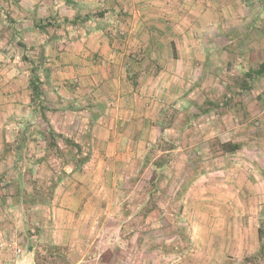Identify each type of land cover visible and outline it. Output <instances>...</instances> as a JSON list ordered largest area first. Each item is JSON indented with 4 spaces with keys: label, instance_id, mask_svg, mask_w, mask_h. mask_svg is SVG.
I'll return each mask as SVG.
<instances>
[{
    "label": "crops",
    "instance_id": "crops-1",
    "mask_svg": "<svg viewBox=\"0 0 264 264\" xmlns=\"http://www.w3.org/2000/svg\"><path fill=\"white\" fill-rule=\"evenodd\" d=\"M233 22L234 55L249 65L264 59V36L243 31L245 25L254 34L264 24V0H0V264H35L42 256L60 264H254L248 258L259 249L264 213V78L226 96L204 86L209 77L226 88L221 68L210 65L222 51L214 42L233 41ZM23 55L41 60L43 112L32 106L31 64ZM258 87L251 103L236 101ZM43 117L88 155L81 169L61 161L60 139L59 153L46 149L37 133L46 127ZM77 119L86 126L78 129ZM185 119L199 128L215 119L229 126H214L209 136L185 129ZM238 127L254 139V151L234 141ZM213 138L240 143L241 151L212 158ZM160 140L174 149H159L152 160L171 154L156 206L129 212V188L150 178L152 163L143 169L144 159ZM245 151L253 156L241 159ZM50 154L58 169L47 165ZM183 158L187 171L165 194L162 185L173 182V164ZM195 159L214 165L187 187ZM144 171L150 175L142 180ZM164 211L177 222L165 242L142 221L128 223Z\"/></svg>",
    "mask_w": 264,
    "mask_h": 264
},
{
    "label": "rangeland",
    "instance_id": "rangeland-1",
    "mask_svg": "<svg viewBox=\"0 0 264 264\" xmlns=\"http://www.w3.org/2000/svg\"><path fill=\"white\" fill-rule=\"evenodd\" d=\"M230 26L231 27H230L229 30H230V32L232 34L233 41L230 44H228V41L227 40L225 41L224 39L223 40H219L218 42L217 41L214 42L215 47H213V48H217L218 45H220L219 48H222V51L221 52L214 51L215 52V55H214L215 58H214V60L212 61L211 65H210V68H221L220 70H222V72H220V74H221V77H222L221 80L225 83L224 86H226V85H230L231 86V84H232L231 78H233V76H235V69L234 68H240V65L241 66L244 65L245 67L251 66L253 68H257V65L263 59L260 55H258L257 57L253 58V63L251 65H248L249 64L248 63L249 59H246L247 61L245 62V58L244 57H238L237 55H234V22ZM240 27L242 28V25H240ZM263 27H264V24L257 25L256 28L254 29L255 33L251 34L250 32L247 31L248 29H246V27L244 25L243 26V29H244L243 31H244V34L248 33L254 39H257V36H260L259 38L261 39L262 36H264ZM224 70H226V71H224ZM204 86H205V88H208L210 90L215 88L214 89L215 91L211 92V95H213V96H219V95H222V94L224 96H226V94H229V95L234 94V90L233 89L227 91V90H225L223 88L215 87L216 86L215 81L212 78H209V77L205 80ZM261 89H262V87H258V90L255 89L253 93L250 92L249 96L245 95V97H243V98H241V96L239 95L238 98H236V101L243 99L244 102H250L251 103V101L255 98L254 97L255 93L257 91H260ZM197 92H195V94H197ZM200 99H201V97L198 96L195 100H196V102H199ZM42 100L45 103L44 106H46L45 98H43ZM64 106H67V105H64ZM67 109L72 110L71 107H68ZM67 109H65L66 110V114L68 113L70 115H74L71 111H68ZM240 110L242 112L245 111L248 114L246 106L243 107V109L240 108ZM72 111H74V110H72ZM66 114H63V116L66 115ZM76 116H78V115H76ZM244 116L245 115H243L242 119H246V117H244ZM77 120H78V124H79L78 129H80V126H82V125H83V127L86 126L87 123H85V122L82 123L80 121V119H77ZM66 121L70 122L71 120L68 121V119H66ZM197 123H198V121H196V127H194L192 125V123H191L192 132L203 133V134H206V135H209V136L213 135L212 134V129H213L214 126H217L219 128L221 127L218 124V121L216 119L214 121L212 120V121L207 122L208 124L205 123V125L200 127V128L197 126ZM66 124L68 126V125H71L72 123L71 124L70 123H66ZM175 125L179 126V123L177 121H175ZM252 125H253V123H250L248 125V127H251ZM225 126L228 128L229 125L228 124L227 125L223 124V127H221V128L225 130ZM62 127H63V125H62ZM244 130H245L244 127H242V128L238 127L237 131L234 130V141L235 142L239 141V142L242 143V145H244V148L249 149L251 151H254L253 148H251L252 146L250 144L248 145V141L250 143L254 139L253 138H251V139L247 138V136L245 134L246 131H244ZM250 134H252V133H250ZM78 140L80 141V138H78ZM82 141H84V140H82ZM84 144H85V142H82L83 146H84ZM248 146H250V147H248ZM35 154H37V153H35ZM71 155H72V153H70L69 149L64 147V144L62 142V156L60 158L61 161H63V162L69 161L70 162L71 161V157H70ZM250 155L253 156L252 153ZM250 155L245 151L244 156L243 157L240 156V158L241 159L242 158L246 159L247 157H250ZM81 156L84 157V155H81ZM193 158H197V157H193ZM184 160H185V158H183L181 160L179 159L177 162H174L173 170H172V174H171L173 176V182L170 183V184H169V182L168 183L165 182L162 185V189L164 190L165 194H167V192L172 191L173 187H175L174 182L178 183L179 179L183 176V174L186 173V171H187L186 170V163H185ZM195 160H196L197 169H195V170L192 169L195 166V163H194L195 161L192 162L193 166L191 167V170L189 171V173H188V175L186 177V185H187V187L192 183V181L196 177H198V175L200 173H204V171H209L210 169H212L211 168L212 164L214 165V163H212V162L208 163L207 159H205L203 161L201 159H195ZM48 162H49V164H47V165H49V167L54 166L55 168L58 169L59 166H60L59 160L54 161V157L52 156V154L49 155ZM199 162H204V164L202 166H200V165H198ZM51 170L53 171V169H51ZM25 171H27V170H24V171L21 172V176H23ZM46 171H47L46 172V174H47L46 176L50 175V171H48V170H46ZM35 174H32V175H35ZM28 175L29 174H25L24 175L25 178H27ZM32 175L30 174V178H34L36 176V175L35 176H32ZM149 175H150V171H146V172L144 171V175L142 177V180H145L144 178L145 177H149ZM41 176H42L41 174L39 175V178H38V176H36L35 180L45 181V179H42L43 176L42 177ZM141 187L142 186H141V183H140V185L137 186V189H135L134 185H132L129 188V192L132 191L133 194L128 200H126L124 202V205H125L124 209L125 210L127 209L129 212L135 213L136 210L138 208H140V205L145 203L146 198H145V196H143V193H142L143 192V188H141ZM137 193L139 195L136 197ZM135 200H137V201H135ZM167 202H168L167 199L160 200L161 206L164 208V210L168 209V207H169L167 205ZM177 205H178V203H177ZM156 215H157V213H156ZM134 219H137L138 222L142 221L143 224H146V226L149 227L148 232H151L150 228H152V230H154V231L155 230L158 231V235L160 236L159 237V242H165L166 239H169V237L171 236V234L173 232L172 227L176 226V223H177L176 222V218L173 217V216L167 215V213L165 211L163 212V214H160V216L152 217V218L151 217H147L146 218V216H144L143 218L142 217L134 218V216H130V218L128 220V223L131 224V222H133ZM145 220H146V223H145ZM259 220H260L259 223L261 225V222H263L262 220H264V213H263L262 219H259ZM187 225L188 224H186L185 227H188ZM128 228H130L129 225H128ZM151 237H152V235H151ZM151 237L148 236V239L151 238ZM260 262H262V261H260ZM261 264H263V262Z\"/></svg>",
    "mask_w": 264,
    "mask_h": 264
},
{
    "label": "trees",
    "instance_id": "trees-1",
    "mask_svg": "<svg viewBox=\"0 0 264 264\" xmlns=\"http://www.w3.org/2000/svg\"><path fill=\"white\" fill-rule=\"evenodd\" d=\"M21 48H24L23 45H20ZM239 57H244L242 54H238ZM22 61L29 62L31 64V68H29V86L31 90V103L34 107V111H41L43 112V98L44 93L41 90V81L39 79V70L38 68L39 63L41 60H38L37 64H35L34 61H30L25 55L22 56ZM249 65V64H248ZM248 68V69H245ZM239 72L231 78V86L226 85L225 90H234V94H240L242 92H249L253 89V83L258 78H264V59L257 65V68H253L251 66L245 67L244 65H240ZM239 90V92H236V90ZM227 101V100H226ZM226 106H229V102H224ZM213 106V105H212ZM208 109V108H206ZM201 113H205V110H199ZM43 121L45 122V129L43 131L37 132L38 135L41 136V138L46 143V149L54 151L56 150L57 153H59V147L57 145V140L60 139L64 146L69 149L70 153H72L71 161L75 162V170L81 169V166L84 165V163L88 159V155L82 157L81 156V146L74 142L72 139L66 138L61 134H56L51 126L48 124V122L43 117ZM163 123V122H162ZM183 124L185 126V129H191V122L188 119H185L183 121ZM160 127H162V124H159ZM167 127H169L167 125ZM165 128V127H164ZM163 129V128H162ZM192 130V129H191ZM207 146L209 149V153L211 154V157H220L224 155L229 154H235L239 151H241L242 145L240 143H232V142H221L217 138L210 139L207 141ZM159 149H162V151H171L174 149V146L171 142H163L160 140L159 142H156L154 145L149 146L147 155L144 159V167L143 169L149 164L152 163L153 170L151 172L150 178L147 180L145 185L143 186V196H145L146 200L145 203H143L142 210L147 209L150 210L151 207L156 206L157 202V194L159 191V181L162 177L165 176V173L167 172V169L169 167V162L171 161V154L170 152L163 153L159 157H157L154 161V157L156 156V153ZM210 157V158H211ZM192 169H197V165L194 166ZM262 173V176L264 177V170H260ZM195 172V171H194ZM65 173L63 172L62 175ZM60 179H56L55 183H58ZM55 185V184H54ZM186 187V186H185ZM54 189L53 185H50V187L46 190L47 197L50 194L49 192ZM19 192V191H18ZM34 195L29 196L31 199ZM34 200H31L29 203H34ZM28 203V202H27ZM258 238H259V249L257 253L251 257H249V261L254 264H261L263 262L264 264V228L259 227L258 229ZM43 257V256H42ZM36 257L35 258V264H60L58 263V259L55 260H49L47 257ZM258 260L262 262H257Z\"/></svg>",
    "mask_w": 264,
    "mask_h": 264
},
{
    "label": "built area",
    "instance_id": "built-area-1",
    "mask_svg": "<svg viewBox=\"0 0 264 264\" xmlns=\"http://www.w3.org/2000/svg\"><path fill=\"white\" fill-rule=\"evenodd\" d=\"M7 247H8V245H7ZM14 254L16 257H20L22 255V251L20 249H16V250H14Z\"/></svg>",
    "mask_w": 264,
    "mask_h": 264
}]
</instances>
